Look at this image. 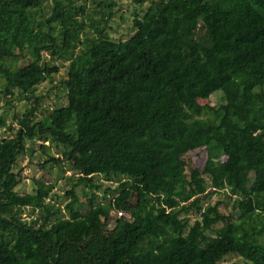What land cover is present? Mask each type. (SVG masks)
Listing matches in <instances>:
<instances>
[{"label": "trees", "instance_id": "trees-1", "mask_svg": "<svg viewBox=\"0 0 264 264\" xmlns=\"http://www.w3.org/2000/svg\"><path fill=\"white\" fill-rule=\"evenodd\" d=\"M45 1L0 0V98L31 104L0 137V264H264V0H135L125 38L109 34L114 2ZM58 65L65 102L33 116ZM47 137L73 171L68 215L51 183L16 188L26 139Z\"/></svg>", "mask_w": 264, "mask_h": 264}, {"label": "rangeland", "instance_id": "rangeland-1", "mask_svg": "<svg viewBox=\"0 0 264 264\" xmlns=\"http://www.w3.org/2000/svg\"><path fill=\"white\" fill-rule=\"evenodd\" d=\"M79 3L85 2L86 5L91 7V13L99 14V10L94 12L92 10L93 7H97V1L95 0H75ZM110 2H114L113 6V15L111 20L108 22L110 25L109 34L114 37H128V28L130 19L132 17V12L140 3L135 0H108ZM150 0H145L144 3H148ZM51 1L46 0L44 2V13L47 14L51 10ZM99 9V8H98ZM41 12L43 11H35L34 12V23L33 25H37L38 23L43 22L41 20ZM123 18V19H121ZM89 21V19H87ZM5 32L0 31V43L9 44L12 42L10 34L6 35ZM83 36V35H82ZM46 54V53H45ZM61 61L58 59L56 62ZM64 61V60H63ZM62 62H59L61 64ZM59 70L54 73L55 78L53 80L44 79L40 81L36 88L35 92L40 95L39 96V107L34 110V115L36 117L41 116L42 114L52 113L53 117H57L58 113L55 111L56 106L65 102V90L59 86H55V84L59 83L60 77L65 73L66 65H58ZM203 102H207L211 105H214L218 102L217 94L212 93L209 97L205 99H201ZM30 103L25 98H17L13 99L11 104L5 105L4 98H0V115L4 118L5 124H0V137H6L11 135L12 129L18 126L17 121L13 118V111L17 114L23 113L24 111H29ZM24 145L26 146V150L17 157V161L13 166V169L19 173L22 177L21 182L16 186V188L20 192H28L32 191L35 187V179H42L46 183H51L52 187L50 190V195L54 194L57 197V202L60 203L62 207V213L64 215H68V210L63 208L64 204L69 200V196L65 194V190L72 186L74 181V176H72L73 171L67 163L55 162L50 159L51 156H57L61 149L62 145L57 144L55 140L51 137L42 138V139H26ZM43 145V146H42ZM187 162L192 165H202L205 158V150L204 148H200L198 152H188L186 154ZM224 158V156H222ZM72 174V175H71ZM98 181L100 180L103 184L100 187H95L96 193L98 194L97 200L108 201L111 199L115 193L108 192L106 193L105 198L102 197L105 194V187L107 185L115 186V182L110 179L105 178L103 175H99L95 177ZM112 182V183H111ZM77 193L81 199H85L88 189L82 187V185L76 186ZM51 198V196H50ZM48 199V197H47ZM218 199H222L223 202L219 205L220 209L226 210L227 207H230L233 203V197H228L223 193H214L211 196L210 201L215 202ZM129 203L135 202V196L132 195L130 198L126 199ZM86 206L85 204L83 207ZM84 209V208H83ZM115 211V210H114ZM113 212V210H112ZM111 212V213H112ZM120 211L116 210V215H120ZM25 214V213H22ZM218 264H252L248 260L242 258L240 255L236 253H229L225 255Z\"/></svg>", "mask_w": 264, "mask_h": 264}]
</instances>
